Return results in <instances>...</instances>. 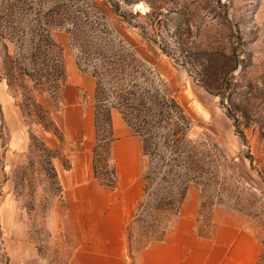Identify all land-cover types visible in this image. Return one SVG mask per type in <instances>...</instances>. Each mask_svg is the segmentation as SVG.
Returning a JSON list of instances; mask_svg holds the SVG:
<instances>
[{
	"label": "rangeland",
	"instance_id": "rangeland-1",
	"mask_svg": "<svg viewBox=\"0 0 264 264\" xmlns=\"http://www.w3.org/2000/svg\"><path fill=\"white\" fill-rule=\"evenodd\" d=\"M104 1V14L84 1L79 5L89 12L94 26H86L94 43L107 50L108 43L129 48L144 65L139 69L141 86L153 95L151 103L160 100L163 92L172 95L190 119L192 139L216 140L224 152L225 158L218 151L210 152L216 164L200 178L204 184L201 231L211 230L214 207L240 211L264 254V0ZM46 5V0H0V207L11 201L26 213L31 239L40 253L50 264H64L57 255L64 245L60 224L65 207L54 159L41 143L45 144L47 134L58 140L56 154L63 167L69 162L66 152L74 147L60 142L55 124L38 102L42 93L57 102L60 92L54 88L59 62L49 59L50 54L46 57L42 18ZM7 9L13 15L6 19L2 10ZM51 35L63 49L66 69L68 60L79 69L80 53L69 45L68 34L56 29ZM210 62L219 78L211 80L216 83L213 91L221 89L218 95L197 82ZM95 63L81 59L87 73L79 71L93 77ZM21 130L30 140L24 152L10 146L13 134ZM106 137L102 128L100 139ZM34 139L37 147H31ZM97 172L110 180L109 168L101 161ZM161 187L157 178L150 191L156 193ZM138 203L127 225L134 255L148 242L156 216L155 200L147 199L139 210ZM169 218L162 220L168 229Z\"/></svg>",
	"mask_w": 264,
	"mask_h": 264
},
{
	"label": "crops",
	"instance_id": "crops-1",
	"mask_svg": "<svg viewBox=\"0 0 264 264\" xmlns=\"http://www.w3.org/2000/svg\"><path fill=\"white\" fill-rule=\"evenodd\" d=\"M96 81L68 60L67 80L58 101L46 94L38 102L48 110L70 149L69 167L54 158L65 212L60 229L64 245L58 259L64 264H258L262 244L247 226L240 211L223 206L212 210V227L200 229L203 191L189 185L178 215L163 239L153 241L132 254L127 225L143 197L140 176L142 140L134 134L117 110L112 111L116 141L112 147L117 171L115 187L95 178L94 148ZM13 134L11 148L29 149V136ZM48 135V134H47ZM46 135V136H47ZM44 137L51 150L58 140ZM49 136V135H48ZM19 211V212H18ZM0 264H50L31 239L28 217L11 201L0 207Z\"/></svg>",
	"mask_w": 264,
	"mask_h": 264
},
{
	"label": "trees",
	"instance_id": "trees-1",
	"mask_svg": "<svg viewBox=\"0 0 264 264\" xmlns=\"http://www.w3.org/2000/svg\"><path fill=\"white\" fill-rule=\"evenodd\" d=\"M46 1L47 5L42 16L45 22L46 49L49 52L46 57H49L50 54L49 59L56 58L59 62V74L56 78L58 83L54 88L61 90L62 86L66 84L67 69L62 47L51 39L53 30L58 29L68 34L69 45L79 50L78 65L82 72L87 73L81 68V59L89 63L92 60L96 62L94 70L90 73L96 79L95 127L98 144L94 148L95 178L112 188L115 187L117 171L113 162L112 147L116 137L112 111L117 110L134 134L142 139V179L145 185L143 198L138 203L137 209L143 207L147 199L155 200L156 216L149 226L148 232L151 234L147 235L148 242L145 246L153 241H159L163 239L168 230L162 220L170 217L169 220L172 218L171 223L174 221L189 185L196 183L203 187L201 176L208 172L210 166L216 164L209 154L215 150L221 154L222 158H225V155L222 156L224 152L216 140L211 141L203 137L192 139L190 119L185 109L172 95L163 92V96L160 97L157 94L161 99L155 98L154 104L151 103L153 95L147 89H142L141 86L139 69L144 65L136 60L129 48L123 45L118 46L115 43H110L111 46H109L108 43L106 45L109 50L115 51L113 55H110V51L106 47L94 43L96 41L93 40L90 30L86 26L87 23L94 26L90 21L89 12L79 5L84 1L88 6L103 13L101 6L107 4L104 0L101 4H99L100 0H71L70 3L67 0ZM9 11V9L2 10L6 19L13 15ZM211 63L201 74V80L197 82L202 84L208 92L218 95L220 93L217 92H221V89L218 87L216 91H213L212 87L216 83L211 80L216 79L218 82L219 78ZM205 83H208L210 87ZM41 107L49 114L48 110L42 105ZM228 117L232 119L229 113ZM102 128L108 136L104 139H100ZM56 130L61 135L58 136L60 142H63V133L57 126ZM57 133L55 134L57 135ZM35 142L36 139L33 140L31 147H37ZM101 142H103L102 146H100ZM41 146L48 152L51 159L58 157L57 151L49 149L44 143H41ZM98 161L103 162L104 166L109 168V181L98 176ZM152 163L155 165L154 171H152L153 167L151 168ZM68 167L69 162L66 168ZM53 168L56 173L54 166ZM56 176L58 178L57 173ZM157 178L163 187L153 193L150 189ZM158 233L160 234L158 235ZM263 260L264 254L262 253L258 264H261Z\"/></svg>",
	"mask_w": 264,
	"mask_h": 264
}]
</instances>
